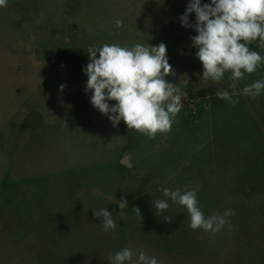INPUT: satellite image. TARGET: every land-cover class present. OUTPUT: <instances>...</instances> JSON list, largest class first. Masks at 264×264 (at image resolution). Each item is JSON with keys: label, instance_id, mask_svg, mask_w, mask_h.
<instances>
[{"label": "rangeland", "instance_id": "374dc122", "mask_svg": "<svg viewBox=\"0 0 264 264\" xmlns=\"http://www.w3.org/2000/svg\"><path fill=\"white\" fill-rule=\"evenodd\" d=\"M189 2L8 0L7 7H0L1 137L15 139L20 133L23 105L31 108L34 100L47 97L48 89L33 93L41 78H47V87L58 76L87 78L83 69L89 63V46L105 43L158 46L164 43L169 64L175 72L166 79L177 84L179 77L185 74L192 80L189 91L208 87V82H198V75L203 74L199 59L195 54H184L198 51L196 47H188L193 46L191 37L197 35L195 29L182 26L180 20ZM210 2L201 0L202 5ZM117 19L123 23L120 28L115 26ZM195 19V13H191L189 23L194 24ZM220 82L223 83L222 80ZM229 86L224 85L221 91L230 90ZM220 103L221 111L206 121L210 128L203 134L205 145L195 150L196 153L200 151L201 156L210 157L208 168L213 171L206 174L210 183L214 174L223 190L232 197V204L223 211L231 209L235 213L220 231L218 257L214 261L155 250L151 239L154 224L150 215V220L145 217L138 228L141 236L149 239L136 240L133 235L121 240L117 226L115 230L105 232L102 226L75 228L54 225L60 221L55 220L58 214L53 211V205L64 199L63 193L73 190L67 187L60 190L57 183L71 180L76 175H58L53 172V164L43 163V176L24 180L26 189H29L28 197L13 198L6 195V185L17 183L18 179L13 175L21 169L22 163L16 157L11 160L12 157L0 156V264H111L109 257L125 247L133 250L143 248L149 256H167L166 264H264V125L247 103L246 108L227 100ZM252 122L262 135L260 143L253 144L247 137ZM4 126L8 128L6 132L3 131ZM187 136L190 144L192 140L199 141L192 134ZM182 140L185 141L184 138ZM194 169L186 171L183 176H190L200 187L210 186L207 180H203V174ZM179 178L182 177L179 175ZM246 181L259 184L260 188H254ZM183 186L185 188L186 185ZM235 188H238L237 200ZM172 211L167 217L174 222L188 216L186 209ZM110 212L117 225L119 212ZM140 213L141 216L147 215L146 212ZM74 215L75 220L85 217L83 212H75ZM120 216L124 217L123 212ZM162 216L160 218L165 219L166 215ZM129 234L127 232V236Z\"/></svg>", "mask_w": 264, "mask_h": 264}, {"label": "crops", "instance_id": "0c3cea01", "mask_svg": "<svg viewBox=\"0 0 264 264\" xmlns=\"http://www.w3.org/2000/svg\"><path fill=\"white\" fill-rule=\"evenodd\" d=\"M250 48L264 55V49L258 47V42H254ZM195 53L191 50L190 53L184 54ZM202 75V73L198 75V82H208L209 85L195 92L189 91L192 80L188 75L182 74L179 77L178 87L179 83L183 84L186 79L188 81L187 88L184 85L180 87L186 92L182 98L183 107L176 115L171 131L158 134L154 139L128 130L123 121L113 126L106 115L92 106L91 92L84 90L87 78L58 76L49 87L46 86L47 78L44 80L41 78L39 86L33 93H39L42 89L45 91L48 89L49 93L45 99L34 100L31 108L23 105L20 133L17 137L15 139L1 137L0 127V156L12 157L11 160L16 157V160L22 163L21 169L13 175L18 179L17 183L6 185V195L18 199L20 196L28 197L29 189L24 185L25 178L28 180L30 177H41L44 175L43 163L53 164V172L59 173L58 175L64 173L76 175L71 177V180L57 183L60 190L66 187L73 190L63 193L64 199L53 205V211L58 214L55 220L60 221L54 225L75 228L102 226V218L92 214L93 211L107 208L108 211L119 212L117 227L121 240L133 235L136 240L149 239L148 236H141L138 228L145 221V217L149 219L150 215L149 220L154 224L151 239L155 250L184 254L191 259L205 257L209 262L214 261L218 257L220 231L213 234L202 229L192 230L187 215L182 220L170 223L160 218L162 215L169 216L172 210L182 208L163 195L161 189L165 187L171 190L180 188L181 191L184 190L183 185L195 187L199 191L197 194L199 207L206 217L213 213L222 214L223 208L232 204L230 193L223 190L219 179L213 174L211 184L210 179L206 177L207 172L213 171L212 168H208L210 157L201 156L200 151L195 152L205 145L203 134L210 128L206 121L221 111V100L217 99L215 94L224 85L231 84L230 73H225L222 78L224 84L205 80ZM261 79H264V66L250 75L245 74L238 82L236 91L239 94L232 98L242 108H246L247 103L264 125V93L253 99L240 91L244 86ZM61 85L65 87L61 89ZM228 89L230 93L233 91L231 88ZM185 101L192 102L193 108L187 107ZM108 103L114 105L115 101ZM9 121L8 119L7 123ZM250 128L247 137L253 144L260 143L262 135L253 122ZM7 130L8 128L4 126L3 131ZM188 134L196 136L199 141L192 140L190 144V141H187ZM125 158H128L130 167L122 164ZM192 168L203 174L205 177H202L203 180H207L210 186L200 187L190 176H183ZM179 175L182 178H179ZM19 180L23 183L21 184ZM249 185L260 188L259 184L253 182ZM234 193L237 200L238 188H235ZM122 198L128 202L127 207L122 210L123 218L120 216L121 210L118 205ZM157 200H166L169 208L166 211L156 209ZM134 208H139L140 212H146L147 215L139 216ZM75 212H83L85 217L75 220ZM88 214L91 216L88 217ZM176 227L179 229H172ZM154 231L157 236H154ZM127 232L130 233L129 236ZM157 259L160 264H166L167 256L164 258L157 256Z\"/></svg>", "mask_w": 264, "mask_h": 264}, {"label": "clouds", "instance_id": "9594fccd", "mask_svg": "<svg viewBox=\"0 0 264 264\" xmlns=\"http://www.w3.org/2000/svg\"><path fill=\"white\" fill-rule=\"evenodd\" d=\"M7 2L0 0V7H7ZM191 13H195L194 24L189 23ZM180 20L182 26L192 27L197 33L191 41L198 49L195 55L203 67L202 78L219 83L225 73H230L233 91L218 90L215 95L217 99L236 104L232 97L239 94L236 91L238 82L245 74L250 75L264 66V55L250 48L258 42V47L264 49V0H211L203 5L201 0H190ZM115 26L122 27V21L117 19ZM87 53L89 63L83 69L87 75L84 90L91 92L92 106L106 115L113 126L123 121L128 130L149 139L171 131L174 119L183 107L182 98L186 92L166 79L175 72L169 64L164 43L158 46L105 43L89 46ZM182 83L187 88V79ZM240 91L245 96L258 98L264 93V79L254 81ZM108 101H115V104L110 105ZM161 191L174 204L186 209L192 230L217 233L235 214L233 210L225 209L222 214L213 213L206 217L199 207L195 187L186 185L183 191L165 187ZM118 205L122 213L128 202L122 198ZM155 208L166 211L169 203L157 200ZM134 209L141 216L139 208ZM93 214L102 218L105 232L115 230L116 222L107 208L93 211ZM164 221L170 223L172 218L166 216ZM109 260L111 264H160L157 257L149 256L143 248L125 247Z\"/></svg>", "mask_w": 264, "mask_h": 264}, {"label": "water", "instance_id": "95a60500", "mask_svg": "<svg viewBox=\"0 0 264 264\" xmlns=\"http://www.w3.org/2000/svg\"><path fill=\"white\" fill-rule=\"evenodd\" d=\"M122 164H124L127 167H130V164L128 163V158H125L122 162Z\"/></svg>", "mask_w": 264, "mask_h": 264}, {"label": "built area", "instance_id": "2783aa9c", "mask_svg": "<svg viewBox=\"0 0 264 264\" xmlns=\"http://www.w3.org/2000/svg\"><path fill=\"white\" fill-rule=\"evenodd\" d=\"M185 103H186L187 107H191V108H193V106H192V102L189 103V102H186V101H185Z\"/></svg>", "mask_w": 264, "mask_h": 264}]
</instances>
